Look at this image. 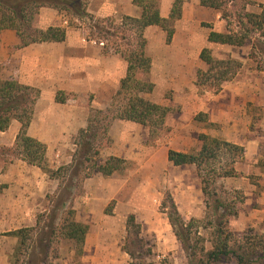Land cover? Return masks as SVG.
Instances as JSON below:
<instances>
[{
    "label": "trees",
    "instance_id": "1",
    "mask_svg": "<svg viewBox=\"0 0 264 264\" xmlns=\"http://www.w3.org/2000/svg\"><path fill=\"white\" fill-rule=\"evenodd\" d=\"M188 1L174 0L169 17L164 18L160 11V0H133L134 5L142 10L141 17H124L117 24L111 17L96 19L90 14L88 8L91 0H0V38L3 31L13 30L20 39V48L33 44L65 42L68 27H74L75 21L88 24L91 29L88 40L95 41L94 38H97L106 50L111 49L109 41L117 39L120 30H123V37L119 38L121 40L128 39L129 31L135 35L134 49H114L128 64L127 76L116 95L119 97L124 92L128 93L126 103L118 107L116 112L112 109L106 113L93 112L88 129L81 131L75 139L76 150L71 164L57 169L48 165L46 145L28 135L41 92L14 79H0V132L8 130L13 121L21 124L16 146H0V162L11 164L15 158H21L29 166L41 169L51 179L60 182L51 212L57 213L59 207L63 210L60 235L73 243L78 254L83 253L89 227L76 220V212L72 206L75 192L82 189L84 180L89 179L93 173L110 178L116 173L127 171L130 165L128 161L114 156L99 162L102 148L112 144L108 136L111 121L119 119L141 125L149 130L151 138L157 137L165 127L170 109L142 96L152 93L154 89L152 83L144 80L152 68V61L146 52L148 41L144 33L148 27H159L166 33V44L170 45L176 33V23L182 19L184 4ZM240 1L245 2L242 8L232 10L239 6ZM253 4L251 0H201L202 7L220 11L226 23V32L211 31L208 42L232 47L252 42L253 48L264 54V42H261L264 40V12H248L247 6ZM43 8L54 9L63 14L68 20V27L52 26L46 30L36 28V21ZM231 23L236 25V29L232 28ZM203 25L212 29L208 24ZM200 60L206 65V69L199 71L197 76L196 86L200 93H219L223 85L232 82L243 68V63L232 57L216 59L208 48L201 51ZM61 96L62 94H58L57 101L64 103ZM99 117H103V121H109L108 124L100 125L102 120ZM195 120L214 126L208 122L205 113L198 114ZM101 137L103 139L100 141ZM198 139L201 145L197 152L170 150L168 161L174 167L195 166L201 181L206 217L186 222L169 195V203L164 201L161 206L185 254L182 264H264V232L259 233L250 227L239 238L230 226V221L239 215L245 196L238 191L226 190L221 183L224 179L239 176L235 166L244 160L245 148L206 134H200ZM85 171L87 172L84 174ZM7 188V185H0V196ZM201 230H209L210 237L206 238ZM127 231L123 249L131 258L130 264H145L146 256L138 255L135 251L140 249L143 239L141 225L134 215L127 220ZM33 232L34 228H22L7 233L18 239L11 258V261L16 259L15 264L29 250L28 242L31 241ZM37 262L41 264L45 260L34 259L28 264Z\"/></svg>",
    "mask_w": 264,
    "mask_h": 264
},
{
    "label": "crops",
    "instance_id": "2",
    "mask_svg": "<svg viewBox=\"0 0 264 264\" xmlns=\"http://www.w3.org/2000/svg\"><path fill=\"white\" fill-rule=\"evenodd\" d=\"M251 1L264 3V0ZM173 2L174 0H160L162 17H169ZM88 12L96 19L111 17L116 23H121L124 17L139 19L142 15V10L134 5L133 0H91ZM202 24H208L212 29L203 28L204 40L197 52L199 59L204 48L212 49L217 45L224 48L232 47L208 42L210 32L225 33L226 24L220 11L202 7L201 0H189L184 4L182 19L176 23V33L170 45L166 44V33L159 27H148L145 30L144 35L148 41L146 52L152 61L149 75L151 83H155L158 72L161 73L160 78L167 84H189L196 80V76L189 77L187 74L192 69V65L188 64L191 63L188 53L190 45L196 42L193 27ZM35 26L40 30L52 26L66 28L68 20L54 9L43 8ZM181 38L186 40L184 46L178 42ZM19 46L20 39L15 31L2 32L0 79H14L41 92L28 135L46 145L48 165L52 169H57L59 165L60 167L64 165L67 149L73 152L72 145L76 147L75 139L78 134L88 129L93 112L106 113L112 109L121 83L127 76L128 64L112 48L106 50L101 43L88 40L86 31L81 26L68 27L66 41L62 43L33 44L23 48ZM180 53L181 56H176ZM203 64L202 61L196 63V67L203 69ZM58 94H62L64 103L57 101ZM228 97V94L223 93L215 96L214 102L204 109L208 122L214 124L211 127L221 128L219 133L215 132L212 137L245 148L244 160L235 166L239 176L222 181L228 184L230 183L228 181L243 179L249 181L250 170L253 167L262 168L261 176L264 177V154L260 153L262 147L260 138L252 132L254 136L243 140L238 131L240 120L232 116L226 118L224 109H219V102L222 107H225L224 103L228 106L233 104V99L229 100ZM229 110L227 109V112ZM134 125L138 124L119 119L112 120L108 134L112 144L102 148L101 156L106 158L114 156L128 162L136 160L135 147L140 143L129 139L133 138V134L127 133ZM20 130L21 124L13 121L8 130L0 132V146L14 148ZM200 145L198 139V150ZM183 153L188 151L183 150ZM69 158L73 160V155ZM243 162L247 163V172H242L243 170L239 168ZM70 163L71 160L67 165ZM48 181L53 183L57 180L51 179L41 169L29 166L21 158H15L11 164L5 166L0 163V185L8 186L0 196V233L7 235L22 228L36 227L35 217L41 208L40 200L56 192V188L53 192L45 189ZM230 185L231 188L224 185L226 190L238 191L245 196V202L240 205L239 215L230 221V225L234 222L237 228L243 227L244 230L249 226H256L258 216L264 217V193L256 195V187L252 184L249 186L253 188L248 189H241L236 184ZM253 195H256V200ZM204 216L206 217V206ZM0 241V244L6 243L0 246V260L11 259L18 239L8 236L0 237Z\"/></svg>",
    "mask_w": 264,
    "mask_h": 264
},
{
    "label": "rangeland",
    "instance_id": "3",
    "mask_svg": "<svg viewBox=\"0 0 264 264\" xmlns=\"http://www.w3.org/2000/svg\"><path fill=\"white\" fill-rule=\"evenodd\" d=\"M244 3L240 1L239 6L232 10H240ZM247 11L261 14L264 12V3L254 2L253 5L247 6ZM231 25L236 29L234 23ZM80 26L84 28L86 38L89 39L90 26L75 21L74 27ZM203 28V24L193 27L196 42L190 45L189 53L187 52L191 61L188 64L192 65V69L187 74L189 77L196 76V80L189 84H167L160 78L161 73L158 72L159 77L156 76L155 83H152L153 92L142 95L148 101L170 109L164 129L155 138H151L148 129L143 126L134 125L133 129H128L130 132L127 133L133 134V138L129 139L140 143L135 147L136 160L129 161V169L116 173L110 178H105L100 173H93L89 179L84 180L82 189L75 192L72 206L76 212V220L89 227L83 253L78 254L73 243L60 235L63 210L61 211L59 207L57 213L51 212L55 206V196L60 182L48 181L45 189L53 192L56 188V192L40 200L41 208L36 213L37 224L31 235L32 239L28 242L29 250L20 256L16 264H28L31 260H43V258L45 264H130L131 258L123 247L128 236L127 220L131 215H134L137 223L141 225L143 243L140 249L135 251L138 255L146 256L145 264H182L185 254L174 235L166 213L162 210V203L168 201V195L171 196L183 218L189 222L191 219H204L205 200L195 166L174 167L168 161V152L170 150L196 152L200 134H208L212 137L213 134L219 133L220 126L210 127L205 122L196 121L195 118L198 114L204 113V109L214 102L215 96L223 93L228 94L229 100L233 99V104L228 106L224 103L225 107H222L219 102V109H224L226 118L232 116L240 120L238 131L243 140L254 135L259 137L262 145L260 153L264 154V54L254 49L252 42H246L240 47L224 48L218 45L212 47L210 50L213 57L216 59L232 57L241 61L243 68L232 82L223 85L219 93L213 91L200 93L196 86L197 75L199 71L206 69V65L203 64L204 68L200 69L196 67V63L201 62L197 52L203 44ZM122 31L120 30L117 39L109 41L110 48L122 51L134 49L136 46L134 33L129 31L128 39L121 40L119 38L123 37ZM94 39L99 43L100 40ZM178 42L184 46L186 40L181 38ZM181 55L182 53L176 54V56ZM149 75L144 80L150 82ZM128 96V93L124 92L121 96L115 97L112 110L116 112L118 107L123 106ZM227 109L230 110L227 112ZM99 119L102 120L100 125H107L109 122L103 121V117ZM102 139L101 137L100 141ZM72 150L73 152L67 149L64 165L70 160L72 162L69 157L75 153L76 147L73 145ZM106 159L101 156L99 162ZM0 163L6 165L3 161ZM239 168L243 170L242 172H247V163L243 162ZM262 171V168L253 167L250 170L249 181L243 179L228 181L229 184L224 181L221 183L227 188H231L230 184H236L241 189H248L252 184L257 190L255 194L258 195L264 193ZM256 195L252 197L255 199ZM263 218L259 215L256 226L249 227L263 233ZM235 225L233 222L230 225L231 229L233 226L237 237L242 238L249 227L244 230L243 227L237 228ZM201 232L206 238L210 237L209 230H201ZM0 237L8 236L2 232ZM4 245L6 243L0 244V246ZM15 260H0V264H15Z\"/></svg>",
    "mask_w": 264,
    "mask_h": 264
},
{
    "label": "built area",
    "instance_id": "4",
    "mask_svg": "<svg viewBox=\"0 0 264 264\" xmlns=\"http://www.w3.org/2000/svg\"><path fill=\"white\" fill-rule=\"evenodd\" d=\"M101 45L103 46L104 44H103V43H101Z\"/></svg>",
    "mask_w": 264,
    "mask_h": 264
}]
</instances>
